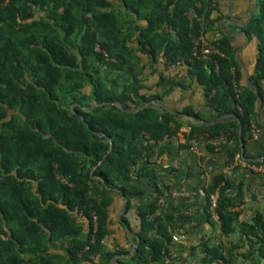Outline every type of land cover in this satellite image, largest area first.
<instances>
[{"label":"trees","instance_id":"1","mask_svg":"<svg viewBox=\"0 0 264 264\" xmlns=\"http://www.w3.org/2000/svg\"><path fill=\"white\" fill-rule=\"evenodd\" d=\"M218 3L0 0V264H111L130 255L107 245L112 214L116 198L123 202L117 190L130 210L147 195L145 180L155 195L137 208V253L116 262L183 264L173 255L187 248L176 250L172 238L191 231L178 226L176 207L162 202L169 181L161 160L171 156L185 122L151 103L185 88L187 80L198 82L218 117L237 118L211 126L188 121L190 132L179 147L191 150L206 138L213 152L223 140L234 142L231 162L240 154V130L243 144L252 140L253 126L264 130L258 118L259 98L264 103V0L245 28L259 42L253 89L243 82L233 40L224 33L208 38L222 19L215 13ZM202 36L221 54L194 57ZM142 57L152 66H182L186 77L161 74L149 87ZM183 112L202 120L191 109ZM233 186L216 177L206 189V209L219 188L221 233L239 231L248 249L240 253L233 244L226 252L204 240L187 249L192 257L202 254L201 264L264 259V215L241 223L227 192Z\"/></svg>","mask_w":264,"mask_h":264},{"label":"crops","instance_id":"2","mask_svg":"<svg viewBox=\"0 0 264 264\" xmlns=\"http://www.w3.org/2000/svg\"><path fill=\"white\" fill-rule=\"evenodd\" d=\"M217 8L218 11L215 13L222 19L217 24V28L209 33L208 38H218L220 33L225 35L229 33L235 36L232 40L236 45L238 60L243 70V82L248 85V75L252 79L255 73L259 42L256 38L249 37L245 28L250 24L247 25L249 12L253 11V18L259 8L256 6L255 0H219ZM142 65L146 68L144 80L149 87H154L157 84L161 74L173 77L177 75L179 80L186 77V70L182 66H178L176 69L167 67L164 63L152 66L144 57H142ZM185 86V88L175 89L160 102L171 112L181 115L185 122L178 137L173 140L171 156L167 155L161 160L165 171L164 180L169 181V184L180 193V198L176 202L169 196L164 199L165 202H162L166 205L168 201L169 207H176L179 215L178 226L185 224L186 229L191 231L187 235V240L173 244L176 250L183 245L189 250L204 240H211L213 245L223 246L226 252L233 244H237L240 246L239 252L244 253L248 247L246 240L241 241L242 234L237 231L230 236L222 235L220 224L210 218L204 195L207 187L216 177L224 176L234 184L233 188L227 192L234 199V208L239 213L241 223H250L258 213L264 215V171H254L247 165L264 168V164H258L264 161V130L257 140H248L246 144L240 141V154L236 155L234 162L230 161L229 155V153H236L238 150V145L234 142L226 143L223 140L212 152L208 148L209 141L206 138H201L194 144L193 149H180L179 145L186 142L185 134L190 132V126L187 123L188 121L193 122L191 118L187 117L188 114L183 112L185 109H191L194 113L199 114L202 121L206 123L214 122L220 117L215 110L208 106L205 90L198 82L187 80ZM156 92H160V90L157 89ZM258 118L264 122L263 101H259ZM225 120L235 121L236 118L228 117ZM238 157L242 162H238ZM143 183L147 189V195L137 202L134 201L130 210L127 208L124 212V200L121 204L120 198H116L115 212L112 214V233L107 240V245L112 251L123 248L130 251L131 254L118 255L113 258L111 264H118L116 260L123 257L129 259L137 253L130 241L132 238L138 249L137 233L141 228V219L137 215V208L141 203L150 202L155 195V191L148 182L145 180ZM82 222L87 225L85 219ZM126 226L131 230V234L128 233ZM176 234L182 233L177 232ZM187 249L173 257H179L183 264H201L202 254L198 253L197 256L192 257ZM260 263L264 264V259H261ZM233 264H251V262L239 256Z\"/></svg>","mask_w":264,"mask_h":264},{"label":"built area","instance_id":"3","mask_svg":"<svg viewBox=\"0 0 264 264\" xmlns=\"http://www.w3.org/2000/svg\"><path fill=\"white\" fill-rule=\"evenodd\" d=\"M9 0H7L8 2ZM221 53L217 48H215L210 41L205 37L202 36L196 43V48L194 50V57L200 58V57H214L216 55H220ZM173 68H177L178 66H171ZM181 67V66H180ZM262 129L256 126H253L250 134L252 135V140H257L259 135L261 134ZM194 146V145H193ZM194 147H192L193 149ZM196 150V149H195ZM238 162H242L240 157H238ZM248 167L254 171H264V168H260L256 165H249L247 164ZM168 190H167V196H169L171 199H173L175 202L177 201L178 198H180V193L175 190L171 184H167ZM204 197L206 198L207 201V195L205 194ZM218 201H219V188L216 189L214 194H212L209 198L208 204V211L210 214L211 219L219 223V217L217 214V207H218ZM96 221V218H95ZM173 243H180L182 241L187 240V235L184 234H173Z\"/></svg>","mask_w":264,"mask_h":264},{"label":"water","instance_id":"4","mask_svg":"<svg viewBox=\"0 0 264 264\" xmlns=\"http://www.w3.org/2000/svg\"><path fill=\"white\" fill-rule=\"evenodd\" d=\"M255 3H256V6H258V0H255ZM255 8H256V7H255ZM254 10H255V9H254ZM252 16H253V11L249 12V21H248L247 25L250 23ZM226 36L230 37L231 39H234V38H235L234 35H231V34H229V33H226ZM248 85H249V87H250L251 89H253V86H252V79H251V76H250V75H248ZM259 101L262 102L261 98H259ZM151 104L154 105V106H157V107H163L165 110L171 112L167 107H165V105H163V104L160 103V102H152ZM151 104H148V105L143 106L142 109L147 108V107L150 106ZM119 107L122 108L121 106H119ZM122 109H123V108H122ZM123 110H124V109H123ZM131 112H136V111H131ZM171 113L175 114V112H171ZM187 117H188V118H191L192 121L195 122V123H197V124H200V125H206V126H209V125H210V126H211V125H216V124H218V123L224 121V120L227 119L228 117H235V118H237L236 115L228 114V115H222V116H220V117H219L216 121H214V122L206 123V122H204V121H202V120H198V119H196V118H194V117H191V116H189V115H187ZM110 141H111V140H110ZM240 141L242 142V131H241V130H240ZM109 152H110V151H109ZM263 159H264V158H263ZM101 182L104 183L103 180H101ZM117 191L122 195V198H123V200H124V208H123V210H124V212H125V211L127 210V208H128V198L123 194V192H122L121 190H117ZM126 227H127V226H126ZM127 231H128L129 234H131V230H130L128 227H127ZM130 241H131L132 245L134 246L135 250L137 251L138 249H137V245H136V243L133 242L132 238H130ZM133 254H134V253H133ZM133 254H132V255H133ZM121 257H122V256H121ZM130 257H131V256H130Z\"/></svg>","mask_w":264,"mask_h":264},{"label":"rangeland","instance_id":"5","mask_svg":"<svg viewBox=\"0 0 264 264\" xmlns=\"http://www.w3.org/2000/svg\"><path fill=\"white\" fill-rule=\"evenodd\" d=\"M40 15H44V13H39Z\"/></svg>","mask_w":264,"mask_h":264}]
</instances>
